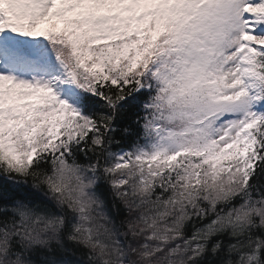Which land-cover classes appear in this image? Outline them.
<instances>
[{"label": "snow or ice", "instance_id": "obj_1", "mask_svg": "<svg viewBox=\"0 0 264 264\" xmlns=\"http://www.w3.org/2000/svg\"><path fill=\"white\" fill-rule=\"evenodd\" d=\"M0 264H264V0H0Z\"/></svg>", "mask_w": 264, "mask_h": 264}]
</instances>
